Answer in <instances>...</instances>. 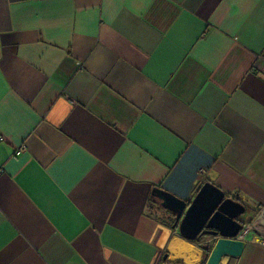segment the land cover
Segmentation results:
<instances>
[{
	"label": "crops",
	"instance_id": "0c3cea01",
	"mask_svg": "<svg viewBox=\"0 0 264 264\" xmlns=\"http://www.w3.org/2000/svg\"><path fill=\"white\" fill-rule=\"evenodd\" d=\"M207 182L264 264V0H0V264H201Z\"/></svg>",
	"mask_w": 264,
	"mask_h": 264
},
{
	"label": "water",
	"instance_id": "95a60500",
	"mask_svg": "<svg viewBox=\"0 0 264 264\" xmlns=\"http://www.w3.org/2000/svg\"><path fill=\"white\" fill-rule=\"evenodd\" d=\"M153 194L161 201V206L175 216L173 229H178L184 239L189 242H199L205 236L212 239L205 245L210 251L209 257L201 264H224L227 259L238 260L242 256L247 247L243 238L247 228L241 217L247 208L240 201L227 197L210 182L205 183L189 203L160 188Z\"/></svg>",
	"mask_w": 264,
	"mask_h": 264
},
{
	"label": "rangeland",
	"instance_id": "374dc122",
	"mask_svg": "<svg viewBox=\"0 0 264 264\" xmlns=\"http://www.w3.org/2000/svg\"><path fill=\"white\" fill-rule=\"evenodd\" d=\"M254 215L255 212L249 207L246 213L242 216V218L249 219L250 217H254Z\"/></svg>",
	"mask_w": 264,
	"mask_h": 264
},
{
	"label": "trees",
	"instance_id": "16d2710c",
	"mask_svg": "<svg viewBox=\"0 0 264 264\" xmlns=\"http://www.w3.org/2000/svg\"><path fill=\"white\" fill-rule=\"evenodd\" d=\"M154 201H157V199L155 198ZM158 202H159V201H158ZM159 204H160V202H159ZM165 225L168 226V227H171V226L173 227V226L175 225V223H173V224L171 223V224H170L169 222H167V223H165ZM203 246H204V249H205V245H202V247H203ZM205 251H206V256L209 257L208 255H209L210 251L207 250V249H205Z\"/></svg>",
	"mask_w": 264,
	"mask_h": 264
},
{
	"label": "built area",
	"instance_id": "2783aa9c",
	"mask_svg": "<svg viewBox=\"0 0 264 264\" xmlns=\"http://www.w3.org/2000/svg\"><path fill=\"white\" fill-rule=\"evenodd\" d=\"M25 151V148H20L19 151H18V154L22 153Z\"/></svg>",
	"mask_w": 264,
	"mask_h": 264
},
{
	"label": "flooded vegetation",
	"instance_id": "af4514ba",
	"mask_svg": "<svg viewBox=\"0 0 264 264\" xmlns=\"http://www.w3.org/2000/svg\"><path fill=\"white\" fill-rule=\"evenodd\" d=\"M238 201H239V200H238ZM205 238H209V237H207V236L202 237L201 240H200L199 242H201V241L204 240Z\"/></svg>",
	"mask_w": 264,
	"mask_h": 264
},
{
	"label": "bare ground",
	"instance_id": "6f19581e",
	"mask_svg": "<svg viewBox=\"0 0 264 264\" xmlns=\"http://www.w3.org/2000/svg\"><path fill=\"white\" fill-rule=\"evenodd\" d=\"M186 250H188V249H183V251H186ZM179 253H180V254H183L184 252H182V251H179Z\"/></svg>",
	"mask_w": 264,
	"mask_h": 264
}]
</instances>
